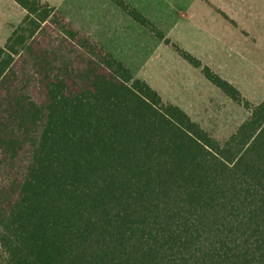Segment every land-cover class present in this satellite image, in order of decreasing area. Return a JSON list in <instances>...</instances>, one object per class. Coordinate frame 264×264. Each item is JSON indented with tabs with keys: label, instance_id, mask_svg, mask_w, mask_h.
<instances>
[{
	"label": "trees",
	"instance_id": "1",
	"mask_svg": "<svg viewBox=\"0 0 264 264\" xmlns=\"http://www.w3.org/2000/svg\"><path fill=\"white\" fill-rule=\"evenodd\" d=\"M0 45V264H264V99L111 0L250 112L228 139L42 0Z\"/></svg>",
	"mask_w": 264,
	"mask_h": 264
},
{
	"label": "rangeland",
	"instance_id": "2",
	"mask_svg": "<svg viewBox=\"0 0 264 264\" xmlns=\"http://www.w3.org/2000/svg\"><path fill=\"white\" fill-rule=\"evenodd\" d=\"M42 1L58 6L61 15L123 61L134 78L147 81L217 139H228L249 117L247 109L113 1ZM126 1L250 102L264 99V0ZM25 14L13 0H0V45Z\"/></svg>",
	"mask_w": 264,
	"mask_h": 264
},
{
	"label": "crops",
	"instance_id": "3",
	"mask_svg": "<svg viewBox=\"0 0 264 264\" xmlns=\"http://www.w3.org/2000/svg\"><path fill=\"white\" fill-rule=\"evenodd\" d=\"M56 8H57V10H58V6H55ZM93 38V37H92Z\"/></svg>",
	"mask_w": 264,
	"mask_h": 264
}]
</instances>
